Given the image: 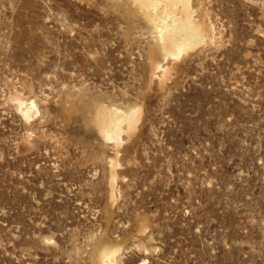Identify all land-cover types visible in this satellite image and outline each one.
<instances>
[{"label": "rangeland", "instance_id": "374dc122", "mask_svg": "<svg viewBox=\"0 0 264 264\" xmlns=\"http://www.w3.org/2000/svg\"><path fill=\"white\" fill-rule=\"evenodd\" d=\"M124 2L0 0V264H264V0H193L211 36L159 69Z\"/></svg>", "mask_w": 264, "mask_h": 264}, {"label": "bare ground", "instance_id": "6f19581e", "mask_svg": "<svg viewBox=\"0 0 264 264\" xmlns=\"http://www.w3.org/2000/svg\"><path fill=\"white\" fill-rule=\"evenodd\" d=\"M124 4L128 6L127 11H139L144 15L149 32L160 41L157 49L150 51V58L155 68L157 66L159 69V63L167 57L177 60L190 50L193 44L195 45L196 43V45H198L199 42L211 36L208 29L209 27L207 28L203 21V23H201L195 20L197 9L196 6L193 5V0H125ZM174 62L175 61H173V63ZM171 67L170 69H176L177 64L174 63ZM167 71L163 73L160 83L169 76V74L167 75L166 73ZM15 100H20V98L16 97ZM36 105L34 101L27 104L22 103V105H20L21 108L24 107L22 113L30 112V115H24L26 119L33 117L31 114L32 111L36 112ZM119 111L113 108L108 109L95 101L89 103L85 108L86 115L89 116L90 122L94 124L101 135L107 137L108 140L115 139V136L123 132L122 125L124 123L126 124V129L124 130L126 135L135 132L136 121L138 117H141L139 116L140 109L136 107H127L123 111ZM117 145L118 144H115L114 146ZM115 165L116 161L114 159L112 160V165H110L112 170ZM113 200L114 199L111 198V201ZM143 230H145V225L141 224L138 231L143 232ZM121 249L122 248L118 246V244L112 245L105 240H101L96 245L94 252L90 255V264H120L118 262V257H120L119 254Z\"/></svg>", "mask_w": 264, "mask_h": 264}]
</instances>
